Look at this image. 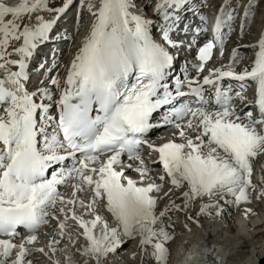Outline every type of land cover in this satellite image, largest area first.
I'll list each match as a JSON object with an SVG mask.
<instances>
[{
    "label": "snow or ice",
    "instance_id": "snow-or-ice-1",
    "mask_svg": "<svg viewBox=\"0 0 264 264\" xmlns=\"http://www.w3.org/2000/svg\"><path fill=\"white\" fill-rule=\"evenodd\" d=\"M69 3L71 0L55 11L63 13ZM186 4L187 0H159L155 13L161 17L160 23L132 12V0H100L95 12L89 2L95 20L71 62L67 87L56 101L57 118L48 115L51 105L42 102L52 99V90L46 87L30 93L22 82L29 78L26 58L37 47L34 41L47 39L55 20L42 21L35 29L25 25L21 31L16 19H6L9 14L19 18L46 7V0H22L17 6L0 0V60L4 61L0 68L19 65V71L0 78V105H6L0 114V264H34L28 257L35 252L52 259L43 247L29 246L38 240L39 230L53 220L54 235L47 247L53 254L65 253V264L77 262L69 244L63 248L58 245L64 239L75 244L81 236L86 244L78 251L96 264L116 251L125 238L136 235L142 249L154 245L156 259L166 262L169 250L159 237L171 239L163 227L168 208L156 212L158 197L153 193L161 191V183L143 184L153 171L141 155L145 145L149 154L158 153L153 163H160L164 171L158 179L163 182L167 177L173 188H187L182 192L185 209L190 201L205 195H232L237 204L249 200L253 161L264 155V32L251 69L234 71L239 60L234 50L228 70L210 69L202 83L197 77H185L173 92L166 82L173 62L166 45L175 44L170 33L180 20L178 11ZM251 7L252 0L245 8V17ZM224 13L222 5L215 24L217 32ZM157 24L162 42L152 36ZM21 37L23 45L14 49L21 58L5 59L10 55L6 51L10 39ZM212 49V42L199 48L198 63L193 64L198 73L211 59ZM226 77L256 83V115L251 108L237 109L235 99L247 98L241 92L234 98L230 89L222 88L220 81ZM50 83L59 87L55 77ZM204 85L211 86V97ZM244 86L241 83V88ZM185 87L187 91H182ZM182 97L191 99L180 102ZM169 105L173 106L164 112L161 122L153 123V114ZM163 126L177 130L173 139L156 145L145 138L152 129ZM123 155L136 162L139 181L125 175L124 167L131 169L133 164L123 165ZM69 158L71 167L63 166ZM53 165L62 167L48 178L46 173ZM61 185L71 186L70 196L58 190ZM78 193H90L89 200L85 202ZM101 204L117 221L115 227L99 214ZM20 227L27 234L17 244ZM53 264H60V260ZM83 264H88V259Z\"/></svg>",
    "mask_w": 264,
    "mask_h": 264
},
{
    "label": "bare ground",
    "instance_id": "bare-ground-1",
    "mask_svg": "<svg viewBox=\"0 0 264 264\" xmlns=\"http://www.w3.org/2000/svg\"><path fill=\"white\" fill-rule=\"evenodd\" d=\"M137 1H142V3L139 5H134L131 11L135 14L141 15L145 18H151L156 21L158 15H156L155 10L151 12L149 9L152 4H155L159 0H156L155 2H153L154 0ZM222 1L223 0H213V3L219 8ZM225 1L224 8L226 9L222 17L223 29L220 33V37H225L226 42L225 45H221L222 61H220L221 63L218 62L216 68L228 70L226 66L233 62V51L235 50L239 60L242 57V63L235 65L236 68L234 69V71L239 73L242 72L245 67L251 69L253 61L256 58V53L258 51L257 42L261 36V33L264 32V2L256 8V12L254 14H252V9L254 8L252 4L247 17L244 16L245 6H243L242 9L239 8L240 11L236 15L239 16L237 19L239 24L235 26L233 23V13L235 12V8L239 2L236 0ZM4 2L9 6H17L22 2V0H4ZM29 2H31V0H29ZM247 3L248 2H245L244 5ZM50 5L51 0H46V7L39 8L38 10L34 11V13H42V15H44V11L47 10L45 14L46 17L53 18L52 12L48 11L50 9ZM248 5L249 4H247L246 7ZM57 6L58 5L55 3V6L51 7L53 11ZM94 6H97L96 9L99 8L100 1L94 2ZM142 7L143 9L147 10L145 13L140 12ZM185 7L189 6L185 5ZM75 8H77L76 12H71L72 9L71 11L66 12L68 9L67 7L63 13L57 11L54 13L55 16L58 17L57 24L60 25L56 28V31L58 29L62 31L61 35L58 36L60 39V52L55 54L51 59V69L49 72L43 74L41 82L33 83L29 88H26L30 93L33 91L36 92L38 89L46 87L52 90V99L42 101L43 103L51 105L48 112V115L50 116H52L55 111L56 98L61 94L62 90H60V87H62V84H66L68 72L65 74L66 77L63 83H61V85L59 83V87L52 85L51 83L50 85L49 81H51L54 74H56L59 64L62 61V68H66V64L69 61L71 62L72 54L77 53V51L81 48V45H83L87 31L88 34L90 32L89 29L87 31L86 29L80 30V24L82 20H87V18H89L91 21V19H93V14L89 13L86 10V6H83L81 2H79ZM70 12L74 14L71 17L68 15ZM92 12H95V10L93 9ZM24 15V13L21 14L19 18ZM63 15L64 18L60 22L59 20ZM216 15V11L211 13L212 19H214ZM250 15H252L254 18L253 25L251 29L246 32V35L242 36L244 33L243 29L245 28V31L248 30V28L246 29V24ZM76 16L77 18H81L79 22H76ZM229 16L232 18L229 19ZM19 18H13L10 14L6 17V19H16L18 24ZM241 18H243V29L241 28ZM32 22L33 20L31 19L30 24ZM40 23L41 21L38 22V25ZM36 24L37 23L35 20V22L28 27L35 29L34 25L36 26ZM2 38L3 34L0 33V39ZM71 41L73 42L71 43ZM252 45L257 46L252 47ZM250 47H252V49H250ZM172 53L176 52L173 51ZM62 55L63 57L65 56V58H62ZM9 56L10 55L5 57V59L13 60L12 58L10 59ZM3 62V60H0V63ZM11 68L12 64H8L6 68H0L3 69L4 72L8 71L6 72L5 76L1 75L0 78H5L8 73L12 72ZM188 69V71L191 70V72H194L193 63L188 64ZM210 69H215V67L206 68L204 74L196 73L194 77H197L199 82H201L204 76L209 75ZM55 76V78L60 79L58 72ZM178 79L183 81L185 77L179 76ZM247 82L251 83L253 81L247 80L245 82H240L234 79L230 80L228 77H226L220 81V86L222 88L230 89L231 91L229 94L235 98V94L240 92L239 86H241V83L247 84ZM170 85L171 84H169V87ZM6 86L11 87V85ZM205 90L208 97L213 95L211 86L205 87ZM242 95L247 99L241 100L236 98L235 104L237 109L247 111L249 108H251L253 114L256 115L257 109L254 105L255 100L247 97L243 93ZM36 100L37 102H41L39 97H36ZM245 105H247V107ZM176 131L177 130L171 126H163L157 131V133L149 136L148 140L154 142L156 145H160L170 139H173V133ZM175 139L177 142H180V138L178 136H176ZM149 153L150 150L147 145L143 146L141 155L143 156L145 163L153 169L148 178L143 181V184L146 185L153 182L162 184L161 191L159 193L154 192L153 195L158 197L156 209L157 214L160 211H163L166 207L168 208L165 217H163V227L171 236V239L163 240V237H159V240L162 241L165 247L169 250L167 260L166 262H162L156 259L155 255L153 254L154 245H148L146 249H142L139 244L140 236L136 235L134 238L127 239L124 243H122L116 249L115 253L109 254L108 256L102 258L101 264H264V197L259 196L262 188L264 187V155L258 156L253 161V173L251 177L253 187L248 189V201H241L237 204L235 203L234 197L232 195H225L222 193L215 196L205 195L190 201L188 203V207L185 209V199L182 195V192L186 191L187 188H173L167 177H165V181H160L158 178L160 175L164 174L163 167L160 163H153V161L158 160V153ZM72 163L73 161L66 160L64 162V166L71 167ZM129 163L133 164V168L130 169L124 167L125 175L139 181V173L134 170L136 162L125 160L123 165H127ZM117 170L120 169L117 168ZM169 189H172V191L169 192ZM58 190L65 196H70L72 192L70 185H61L59 186ZM252 192H256L255 195ZM165 193L169 194L165 196ZM78 195H80L81 199L85 200V202H87L90 198V193H78ZM173 204L179 205L180 207H173ZM236 206L241 208L238 214L235 213ZM202 208L204 209L203 211H201ZM80 211L82 212L83 209H80ZM99 214L103 216L104 219L108 221V223L113 220L116 221L113 215L106 211V209L103 207V204L100 206ZM85 218L91 219L92 217L86 216ZM55 224L56 221L53 220L48 224L49 229L43 231L40 229L38 232V240L34 245L29 246L35 248L43 247L45 252H48L52 259H49L48 256H45L40 252H35L33 255L28 257V259L33 260L34 264H53V261H55L57 258L60 260V264H65V253L58 251L53 254L47 247L49 240L54 235ZM159 226L160 225H156V227ZM26 234H23L21 238L16 239L15 243L19 244L23 236ZM81 241L83 240L79 237L76 239L75 244H71L67 239H64L60 245H58V247L63 248L64 244L67 243L69 244V251L72 253V256L75 257L74 260H79V263L83 264V261L88 259V264H96L94 259H92L91 262L90 258L80 254L78 249L76 251V247H78ZM14 255L15 253H13V258Z\"/></svg>",
    "mask_w": 264,
    "mask_h": 264
},
{
    "label": "rangeland",
    "instance_id": "rangeland-1",
    "mask_svg": "<svg viewBox=\"0 0 264 264\" xmlns=\"http://www.w3.org/2000/svg\"><path fill=\"white\" fill-rule=\"evenodd\" d=\"M96 1H100V0H83V6H86V10L89 12V13H91L92 14V12H90L89 11V9H88V3L90 2V3H92L93 4V6H94V2H96ZM151 1H153V0H151ZM156 0H154L153 2H155ZM237 2H239V0H236ZM67 2V0H51V5H50V9H51V12H52V17H54L55 16V14L54 13H56V11H55V9H58L59 7L61 8V7H63L64 6V4ZM79 2H81V0H71V3H69L68 4V9L66 10V12L68 11H71V9H72V11L71 12H76V10H77V8H75V7H77V4L79 3ZM245 2H248L247 4H249L250 3V0H245ZM244 2V3H245ZM264 2V0H252V4H253V6H254V8L252 9V14H254L255 12H256V8L257 7H259L260 6V4L261 3H263ZM55 3H56V5H58L55 9H54V11H53V9L51 8V7H53V6H55ZM246 4V5H247ZM71 5V6H70ZM236 5V4H235ZM246 5H243V6H245V8H246ZM243 6H241L240 7V9H242V7ZM96 7L97 6H94L93 7V9L94 10H96ZM50 9L48 10V11H50ZM92 9V10H93ZM240 9H239V11H240ZM238 11V12H239ZM69 13L68 15L71 17V16H73L74 14H72V13ZM251 13V12H250ZM46 14V13H45ZM42 15V18H44V17H46V15ZM235 14H236V11H235ZM79 15H80V13H79ZM32 17H34V15H31ZM31 16L30 15H28V16H26V17H24L23 18V20H22V28L25 26V25H27L29 22H30V20H31ZM63 18H64V15L60 18V22L63 20ZM244 18V17H243ZM243 18H241V24H242V20H243ZM41 19V18H40ZM80 19L81 18H77V16H76V22H79L80 21ZM94 19H95V17H94V15H93V19H91V21H90V19L89 18H87V20H82V22H81V24H80V26H82V27H80V30L81 29H86V31L89 29V30H91V27H92V24H93V22H92V20L94 21ZM32 20H33V22L32 23H34L35 22V20H34V18H32ZM89 20V22H87ZM236 20V19H235ZM40 20H36V26L38 25V22H39ZM253 21H254V18H253V16L252 15H250V17L248 18V20H247V24H246V29L248 28V30H246L245 31V28L243 29V31H244V33H243V35L242 36H245L246 35V32L247 31H249L250 29H251V27H252V25H253ZM19 22V25H20V21H18ZM31 23V24H32ZM87 23V28H86V26H85V24ZM90 25H91V27H90ZM27 26H29V25H27ZM21 31L23 30V29H20ZM88 36V31H87V34H86V37ZM85 37V38H86ZM22 39H23V37H21ZM16 42V40H12V39H10V44H14ZM73 41H71V43H72ZM69 43V42H68ZM23 45V42H22V44H21V46ZM67 46V45H66ZM82 46V45H81ZM20 47V45H17V46H13V47H11L10 45H8V47H7V52H12L13 54H17V52H15L14 51V49H17V48H19ZM250 49H252V47H250ZM80 50V49H79ZM79 50L77 51V53L79 52ZM77 53H75V54H72V59H71V62L73 61V59L75 58V56H76V54ZM66 54H68V53H66ZM66 54H65V56H66ZM64 55V54H63ZM63 55H62V58H65V56L63 57ZM10 59H11V57H10ZM63 62V61H62ZM60 63L59 64V71H58V69H57V72H58V75L60 76V79H58L59 80V83H60V85H61V83H63V81H64V79H65V77H66V75L65 74H67V72L69 71V69H70V65H71V62L69 61L67 64H66V68L64 69V68H62V64L63 63ZM6 72H8V71H6ZM6 72H4V70L3 69H0V77H1V75H3V76H5L6 75ZM57 72H56V74H54V76L53 77H56L55 75H57ZM64 72V73H63ZM49 84H50V81H49ZM51 85V84H50ZM63 87H65V84H64V86ZM63 87H60V90H62L63 89ZM252 193H254V195H255V193L256 192H252ZM259 196L261 197V196H263L264 197V187L262 188V190H261V192H260V194H259ZM254 197V196H253ZM238 210V211H237ZM239 210H241V208L239 207V206H236L235 207V213L236 214H238V212H240ZM237 211V212H236ZM189 240H192V239H189ZM192 241H194V240H192Z\"/></svg>",
    "mask_w": 264,
    "mask_h": 264
},
{
    "label": "flooded vegetation",
    "instance_id": "flooded-vegetation-1",
    "mask_svg": "<svg viewBox=\"0 0 264 264\" xmlns=\"http://www.w3.org/2000/svg\"><path fill=\"white\" fill-rule=\"evenodd\" d=\"M95 20V19H94ZM94 22V21H93Z\"/></svg>",
    "mask_w": 264,
    "mask_h": 264
}]
</instances>
